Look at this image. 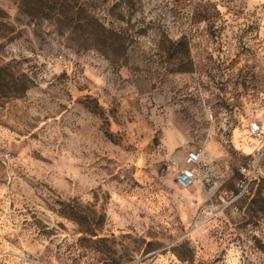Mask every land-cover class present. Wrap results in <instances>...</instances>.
<instances>
[{
	"label": "rangeland",
	"instance_id": "374dc122",
	"mask_svg": "<svg viewBox=\"0 0 264 264\" xmlns=\"http://www.w3.org/2000/svg\"><path fill=\"white\" fill-rule=\"evenodd\" d=\"M253 120L264 0H0V264H264Z\"/></svg>",
	"mask_w": 264,
	"mask_h": 264
},
{
	"label": "built area",
	"instance_id": "2783aa9c",
	"mask_svg": "<svg viewBox=\"0 0 264 264\" xmlns=\"http://www.w3.org/2000/svg\"><path fill=\"white\" fill-rule=\"evenodd\" d=\"M213 115V113H211ZM249 133L256 138H264V121L263 120H253L248 127ZM205 150L203 146L196 147L187 153L185 161L181 169L178 171L176 176L177 184L182 188L191 187L195 181L198 179V171L203 163V157ZM256 166L251 168V166H245L242 168V175L239 184L242 193L247 192L250 185L255 177ZM208 185L215 183V178L212 175H207L204 178Z\"/></svg>",
	"mask_w": 264,
	"mask_h": 264
},
{
	"label": "crops",
	"instance_id": "0c3cea01",
	"mask_svg": "<svg viewBox=\"0 0 264 264\" xmlns=\"http://www.w3.org/2000/svg\"><path fill=\"white\" fill-rule=\"evenodd\" d=\"M241 124H242L241 122H239V123L233 122V120L228 118V117H226L225 121L222 122V126H223L224 130L228 129L229 131L232 132L233 142L235 144H237L238 146L245 148L248 151L249 149H251L250 146L248 145V143H244V142L242 143L241 139H240V137H241L240 132H241V128H242ZM218 147H220V146H218ZM207 151H209V161H214L213 159H215L218 155L223 153V150H221L219 148L216 149L214 144H209V146L207 147ZM206 163H207V161H206ZM208 170H209V175H212L215 178V182H216V180H217L216 174L214 173V171L212 170L211 167H209Z\"/></svg>",
	"mask_w": 264,
	"mask_h": 264
},
{
	"label": "bare ground",
	"instance_id": "6f19581e",
	"mask_svg": "<svg viewBox=\"0 0 264 264\" xmlns=\"http://www.w3.org/2000/svg\"><path fill=\"white\" fill-rule=\"evenodd\" d=\"M261 142V141H260Z\"/></svg>",
	"mask_w": 264,
	"mask_h": 264
}]
</instances>
